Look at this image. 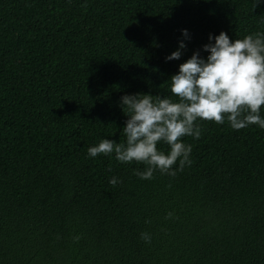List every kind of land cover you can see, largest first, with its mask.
Returning <instances> with one entry per match:
<instances>
[{"label":"trees","instance_id":"1","mask_svg":"<svg viewBox=\"0 0 264 264\" xmlns=\"http://www.w3.org/2000/svg\"><path fill=\"white\" fill-rule=\"evenodd\" d=\"M220 31L264 32V3L0 0V264H264V129L197 120L175 176L87 156L124 142L122 95L172 96L168 78Z\"/></svg>","mask_w":264,"mask_h":264},{"label":"clouds","instance_id":"2","mask_svg":"<svg viewBox=\"0 0 264 264\" xmlns=\"http://www.w3.org/2000/svg\"><path fill=\"white\" fill-rule=\"evenodd\" d=\"M264 0H255V7ZM184 39L187 29H181ZM208 43L178 65V70L168 80L172 96L149 93L125 94L120 97L122 111L127 116L121 129L124 142L103 137L87 148V156L114 153L116 161L145 165L143 171L133 169L139 179H151L154 171L175 176L192 161L189 159L192 145L182 140L201 135L197 120H211L223 124L225 119L234 130L257 125L264 129V32H255L230 40L220 31L209 33ZM186 47L183 40L178 48L165 56V61L179 60ZM175 97L173 99L172 97ZM168 150L158 149V143ZM176 168L173 169V165ZM108 183L116 185L119 178L112 176ZM172 213H167L166 218ZM140 238L150 242V235L141 232ZM78 240L79 237H73Z\"/></svg>","mask_w":264,"mask_h":264}]
</instances>
